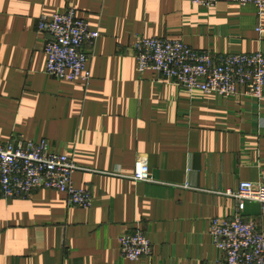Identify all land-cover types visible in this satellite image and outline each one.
<instances>
[{
  "label": "crops",
  "instance_id": "obj_1",
  "mask_svg": "<svg viewBox=\"0 0 264 264\" xmlns=\"http://www.w3.org/2000/svg\"><path fill=\"white\" fill-rule=\"evenodd\" d=\"M77 8L100 32L89 47L91 81L46 73L42 13ZM135 34L179 38L214 55L264 52V12L220 0H0V141L46 139L83 168L89 208L39 189L0 192V264H226L210 234L214 217L241 214L264 231V204L226 194L264 181V98L189 93L140 74ZM145 156L151 180L137 181ZM119 172L120 175L113 173ZM142 229L152 251L125 258L120 237Z\"/></svg>",
  "mask_w": 264,
  "mask_h": 264
},
{
  "label": "built area",
  "instance_id": "obj_2",
  "mask_svg": "<svg viewBox=\"0 0 264 264\" xmlns=\"http://www.w3.org/2000/svg\"><path fill=\"white\" fill-rule=\"evenodd\" d=\"M189 1L211 8L220 0ZM235 1L253 4L260 14L264 12V0ZM38 29L46 34V73L56 79L88 84L92 79L89 47L100 32L80 18L71 4L62 11L42 13ZM131 50L140 74L153 71L189 93H217L235 100L243 95L258 101L264 98V52L214 55L194 49L179 38L140 34L134 35ZM78 170L83 168L71 155L57 151L46 139H27L16 133L9 140L0 141V192L6 198H28L39 189H53L67 195L69 206L89 208L93 203L91 192L73 183V174ZM132 178L151 180L145 156L137 159ZM226 194L264 204V181H241ZM210 234L226 264H264V231L255 221L246 220L239 213L230 218L214 217ZM119 242L122 255L130 260H139L152 251V242L142 229L122 235Z\"/></svg>",
  "mask_w": 264,
  "mask_h": 264
}]
</instances>
